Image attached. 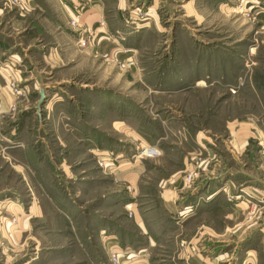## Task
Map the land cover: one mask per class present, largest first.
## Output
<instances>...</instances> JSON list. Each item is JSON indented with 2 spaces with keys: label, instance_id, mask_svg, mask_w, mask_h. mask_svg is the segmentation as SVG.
<instances>
[{
  "label": "rangeland",
  "instance_id": "1",
  "mask_svg": "<svg viewBox=\"0 0 264 264\" xmlns=\"http://www.w3.org/2000/svg\"><path fill=\"white\" fill-rule=\"evenodd\" d=\"M25 1L0 0L1 45L46 84L0 105V264H264V0H104L99 48L62 14L92 0ZM57 40L66 67L37 54Z\"/></svg>",
  "mask_w": 264,
  "mask_h": 264
},
{
  "label": "crops",
  "instance_id": "2",
  "mask_svg": "<svg viewBox=\"0 0 264 264\" xmlns=\"http://www.w3.org/2000/svg\"><path fill=\"white\" fill-rule=\"evenodd\" d=\"M104 0H92L91 3L85 8L82 7V9H76L77 4H64L63 3V17L64 19H70V18H75L77 19L81 25H85L91 29V33L93 34V43L96 42L98 44L97 48H99V41L101 42L102 39L104 41H109L107 35H108V18L104 13ZM74 2V0H73ZM76 2V1H75ZM26 7L29 9L37 10V9H42V5L38 4L36 0H27L25 1ZM71 6V7H70ZM43 7L47 9L50 8L49 6H46V4H43ZM47 17V16H45ZM22 19V18H21ZM21 19L16 20L13 25L18 26L22 22ZM49 20H53L52 18L48 17ZM57 24V23H56ZM61 24V23H60ZM59 24V25H60ZM62 25V24H61ZM63 26V25H62ZM62 26L61 30H62ZM65 29V28H64ZM89 29V30H90ZM121 30V29H120ZM114 31H118V29H115ZM62 32V36L65 37L64 35L67 34L68 37L70 38L71 42L75 44V52L76 54L83 55H94L93 53V47L90 45L88 48H81L77 44V39L78 36L74 32H68V31H60ZM67 32V33H65ZM61 34V33H60ZM110 34V33H109ZM61 36V37H62ZM28 37V35H26ZM119 37V36H118ZM81 38V37H80ZM123 39V38H122ZM121 39V40H122ZM58 42H50V49H46L45 51L38 52L37 54L40 55L43 59L47 61V63H52L56 68L58 67H66V64H68L67 61H62L63 59L65 60V55H66V49L62 47L60 40H57ZM9 46H7L5 43L1 45L0 41V105H9L13 100L18 99V100H29L30 93L32 89H39L46 83L41 81V71L42 69H38L36 66V62L33 61V54L28 52V48L31 46L29 43L24 44L23 40H19L17 38H14L13 43H9ZM55 46H52V45ZM6 45V46H5ZM14 47V48H13ZM91 47V48H90ZM13 48V49H12ZM42 49V46L39 47V50ZM64 49V50H63ZM96 49V46H95ZM95 51V50H94ZM85 56V55H84ZM60 63V64H59ZM75 65H77V61H75ZM74 65V66H75ZM13 80L14 82L17 83V85L23 87V88H31L30 93L26 96L24 95L23 97H17L12 95L8 83L9 81ZM28 90V89H27ZM54 98L55 100H58L57 93H54ZM114 125L116 122L119 121H113ZM121 126V125H120ZM121 131L124 133H127L129 130L127 127H122ZM129 174L128 178L131 182H133V179L136 177L137 174H133L132 172L127 173ZM176 176V174H174ZM180 185V181H179ZM175 188V187H174ZM171 193H173V190H170ZM165 195V194H164ZM171 195V194H170ZM174 196H170L166 198V201H168L170 204L177 202L175 199L171 198ZM165 199V196L163 197ZM138 209L131 208V212L133 213L134 220H136L139 225V228H143V224L140 223L138 220L139 213L137 211ZM176 248H180L179 244L177 245ZM134 249V248H133ZM141 250V248L139 249ZM145 250V249H144ZM182 254V253H181ZM179 257V256H178ZM142 258V257H141ZM147 258V257H146ZM143 257L142 259L138 260L137 258L134 260H137L134 262L135 264H151L148 259ZM180 258V257H179ZM174 259V256H172V260ZM188 258L186 257V260L184 262L186 264H211L209 259H203L199 260L197 258H193L190 260H187Z\"/></svg>",
  "mask_w": 264,
  "mask_h": 264
},
{
  "label": "built area",
  "instance_id": "3",
  "mask_svg": "<svg viewBox=\"0 0 264 264\" xmlns=\"http://www.w3.org/2000/svg\"><path fill=\"white\" fill-rule=\"evenodd\" d=\"M72 24H76V21L72 20L71 21ZM78 26V25H76ZM85 40L81 37L79 38V43L80 45H85ZM143 154L147 155V156H153L155 154H158L159 151H157V148H153V147H145L143 148L142 151ZM192 176L191 175H185L184 181L185 182H191ZM130 255L125 254L124 251H122L121 249L117 248L116 246H113L112 248L109 249L108 251V262L109 264H130V263H125V260L129 259Z\"/></svg>",
  "mask_w": 264,
  "mask_h": 264
},
{
  "label": "water",
  "instance_id": "4",
  "mask_svg": "<svg viewBox=\"0 0 264 264\" xmlns=\"http://www.w3.org/2000/svg\"><path fill=\"white\" fill-rule=\"evenodd\" d=\"M39 93H40V100H39V103H38V106H37L38 108H39V106H40L41 101H42L43 98H44V93H43V90H42V89L40 90Z\"/></svg>",
  "mask_w": 264,
  "mask_h": 264
},
{
  "label": "bare ground",
  "instance_id": "5",
  "mask_svg": "<svg viewBox=\"0 0 264 264\" xmlns=\"http://www.w3.org/2000/svg\"><path fill=\"white\" fill-rule=\"evenodd\" d=\"M158 151V150H157Z\"/></svg>",
  "mask_w": 264,
  "mask_h": 264
}]
</instances>
